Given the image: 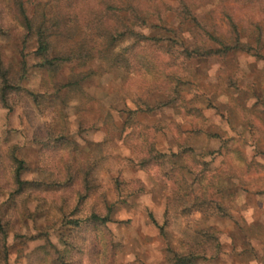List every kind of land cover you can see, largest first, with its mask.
<instances>
[{
  "label": "rangeland",
  "instance_id": "obj_1",
  "mask_svg": "<svg viewBox=\"0 0 264 264\" xmlns=\"http://www.w3.org/2000/svg\"><path fill=\"white\" fill-rule=\"evenodd\" d=\"M54 1L0 0V46L12 64L25 62L21 86L39 97L0 107V217L13 205L14 150L26 182L22 210L7 234L8 264H41L35 251L47 241L67 251L80 237L98 233L101 240L100 227L76 232L67 223L99 207L101 195L112 205L104 239L115 250L111 264H171L202 242L203 232L204 254L193 264H264V0H118L146 19L132 27L135 37L186 45L200 38L207 52L168 69L150 56L142 69L131 71L113 66L111 52L102 53L83 65L66 63L51 82L35 64L34 37L23 36L20 8L32 17ZM81 34L69 40L53 34L51 54L66 52ZM222 43L226 50L214 52ZM84 71L90 75L81 92L58 90V82ZM168 73L179 79L180 103L166 92L176 77ZM144 104L151 108L141 110ZM55 122L77 144L76 152L40 150L44 125ZM147 125L156 126L154 146L167 154L151 170L130 163ZM183 143L197 166L205 165L197 178L180 153ZM79 165L93 167L98 187L77 203L80 182H63ZM117 178L127 184L119 195L113 189Z\"/></svg>",
  "mask_w": 264,
  "mask_h": 264
},
{
  "label": "trees",
  "instance_id": "obj_2",
  "mask_svg": "<svg viewBox=\"0 0 264 264\" xmlns=\"http://www.w3.org/2000/svg\"><path fill=\"white\" fill-rule=\"evenodd\" d=\"M83 1V2H82ZM74 0V5H63L61 0H55L54 3L46 9H41L39 14L28 17L23 8H20V15L24 26L23 36L34 37L36 48L34 55L36 57L35 64L38 68L44 71L51 82L61 67L69 62H76L78 65H83L92 60L99 54L112 53L111 64L115 67L131 71L140 70L143 67L144 60L150 56L168 67L177 66L192 57L198 56V53H206L207 48L203 45L200 38H196L195 43L191 45L183 44L174 38H162L159 36L141 35L135 37L133 26H142L145 23V17L140 14L132 4H127L122 8L118 4V0ZM125 9L128 12H125ZM180 14L181 12H177ZM3 33V15L0 12V34ZM80 33L81 36L66 52L62 54H51L50 37L53 34L61 37L75 38ZM223 48L214 50L224 51L226 45L222 43ZM213 50H210V53ZM156 64L150 68H157ZM26 72L25 62H20L17 65L12 64L5 57L0 46V107L12 109L23 100L38 101V95L26 90L21 86V79ZM169 75H175L168 73ZM89 74V71L74 72L63 83H57L58 90L65 88L67 91L75 94L81 92V82ZM176 76V75H175ZM170 88L166 90L171 101H180L179 97V79L171 77L169 79ZM57 90V91H58ZM180 103V102H179ZM141 110L150 109L149 104H144ZM133 117H128V120ZM132 121V120H130ZM156 129L154 125H147L142 128L141 137L145 138L142 145L136 146L137 156L135 159H130V163L139 169L151 170L154 165L165 162L167 154L161 153L154 146L153 133ZM37 144L40 150L47 154L56 153L59 150L68 148L70 153L76 152L77 144L70 139L57 122L44 125L43 133L37 139ZM180 153L187 160L186 167L189 171L197 175L205 169L202 164L199 168L192 159L191 148L183 143L180 146ZM13 171L12 180L14 183V192L11 193L13 205L10 212L3 217H0V264H8V247L7 234L9 228L14 224L16 217L15 212L21 209L23 192L26 182L21 176L25 170L23 160L16 155L15 150L11 152ZM159 160V162H156ZM74 173L68 172L66 180L63 183L69 182L71 177L76 179L81 184V189L77 193V203L83 201L89 196L97 186L94 182L93 167H83L79 165L73 168ZM58 177V175H56ZM114 190L119 195L127 184L120 178L114 180ZM189 187L191 184L186 183ZM62 186V184H61ZM137 190V188L135 189ZM15 195V197H14ZM104 197V195H101ZM102 197V203L94 206L90 211L81 217H71L67 223L76 232H80L83 228L91 226L100 227L104 230L102 239H99L98 233L91 236L80 237L77 241L71 243V247L67 251L59 250L50 241L39 246L35 251V258L41 264H111L114 260L115 250L113 243L109 237L105 235L108 230L106 224L111 221L112 205L108 204ZM203 203L206 202L204 199ZM199 203L198 201L194 202ZM202 203V204H203ZM211 204L214 202H210ZM201 204V201L200 203ZM180 207L182 205L180 204ZM75 208H73L74 211ZM189 212V211H188ZM153 219V216H151ZM154 220V219H153ZM202 242L196 240L193 244L194 249L184 255H175L174 261L171 264H193L194 259L199 257L204 252L202 245L206 242L205 233L200 234ZM84 240L85 243H80ZM199 249L198 252L196 251ZM217 249V243H214V252ZM71 252V253H70ZM91 257L94 260H91ZM98 258V261L96 259Z\"/></svg>",
  "mask_w": 264,
  "mask_h": 264
}]
</instances>
